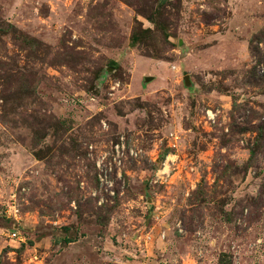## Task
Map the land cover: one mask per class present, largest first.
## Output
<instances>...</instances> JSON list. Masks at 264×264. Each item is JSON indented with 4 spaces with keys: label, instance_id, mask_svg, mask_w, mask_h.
Returning a JSON list of instances; mask_svg holds the SVG:
<instances>
[{
    "label": "rangeland",
    "instance_id": "rangeland-1",
    "mask_svg": "<svg viewBox=\"0 0 264 264\" xmlns=\"http://www.w3.org/2000/svg\"><path fill=\"white\" fill-rule=\"evenodd\" d=\"M0 264H264V0H0Z\"/></svg>",
    "mask_w": 264,
    "mask_h": 264
},
{
    "label": "built area",
    "instance_id": "built-area-1",
    "mask_svg": "<svg viewBox=\"0 0 264 264\" xmlns=\"http://www.w3.org/2000/svg\"><path fill=\"white\" fill-rule=\"evenodd\" d=\"M119 159L120 158H119V146H118L117 147V156L115 157L114 160L116 161V160H119ZM165 165H166V162L163 163L164 167H163L162 170H164ZM111 170L112 169H107V170L100 169L101 173L98 175V180H99L100 184H103V185L106 184L107 187H111L112 186V181H110V179H108V176L106 174L108 171H111ZM17 212H18V210H16L15 208H13L12 211L8 210L7 211V218L18 222L19 219H18ZM9 237H11V239H14V240H17V241H23V238L20 236V233H19L18 230L10 232Z\"/></svg>",
    "mask_w": 264,
    "mask_h": 264
},
{
    "label": "crops",
    "instance_id": "crops-1",
    "mask_svg": "<svg viewBox=\"0 0 264 264\" xmlns=\"http://www.w3.org/2000/svg\"><path fill=\"white\" fill-rule=\"evenodd\" d=\"M139 235H143V233L139 234Z\"/></svg>",
    "mask_w": 264,
    "mask_h": 264
}]
</instances>
